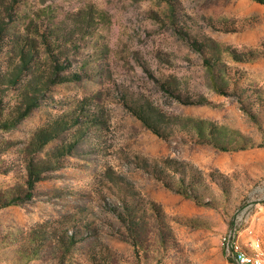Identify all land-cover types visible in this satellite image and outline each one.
<instances>
[{
    "label": "rangeland",
    "instance_id": "rangeland-1",
    "mask_svg": "<svg viewBox=\"0 0 264 264\" xmlns=\"http://www.w3.org/2000/svg\"><path fill=\"white\" fill-rule=\"evenodd\" d=\"M0 105V264L264 249V3L0 0Z\"/></svg>",
    "mask_w": 264,
    "mask_h": 264
},
{
    "label": "built area",
    "instance_id": "built-area-1",
    "mask_svg": "<svg viewBox=\"0 0 264 264\" xmlns=\"http://www.w3.org/2000/svg\"><path fill=\"white\" fill-rule=\"evenodd\" d=\"M222 245L226 255L236 264H264L260 239L251 229L242 230L238 222L223 233Z\"/></svg>",
    "mask_w": 264,
    "mask_h": 264
},
{
    "label": "trees",
    "instance_id": "trees-1",
    "mask_svg": "<svg viewBox=\"0 0 264 264\" xmlns=\"http://www.w3.org/2000/svg\"><path fill=\"white\" fill-rule=\"evenodd\" d=\"M258 2H261V3H264V0H256ZM27 53L23 52L22 50V58H23V62L19 63V65L17 66V72L15 74V76L12 78V83H17L19 81V73L22 71V68L24 67L25 65V62L28 60V58L31 57L29 51H26ZM33 100H27L26 103H25V107L24 108H20L19 109V115H18V119H22L24 116H26L30 110L35 106V104L32 103ZM1 116H2V108H1V105H0V121H1ZM42 130H39L37 132V137L40 138V140H42V143H44L45 141H47L50 137L49 136H43L42 134ZM45 132V131H44ZM39 179V174L37 172H34V168L31 167L30 169V172H29V179H28V184H29V188L32 189V185L35 181H37ZM31 195L30 192H27L24 196L25 197H29ZM16 201H18V198L17 199H11V200H5L3 201L2 200V197L0 196V208L5 206V205H8L10 203H15ZM228 257V256H227ZM229 258V257H228ZM231 260V258H229Z\"/></svg>",
    "mask_w": 264,
    "mask_h": 264
}]
</instances>
